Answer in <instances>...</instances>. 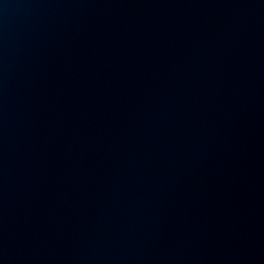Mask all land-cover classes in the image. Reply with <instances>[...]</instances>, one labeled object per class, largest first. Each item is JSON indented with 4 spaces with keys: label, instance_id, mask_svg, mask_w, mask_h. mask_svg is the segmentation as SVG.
Masks as SVG:
<instances>
[{
    "label": "water",
    "instance_id": "1",
    "mask_svg": "<svg viewBox=\"0 0 264 264\" xmlns=\"http://www.w3.org/2000/svg\"><path fill=\"white\" fill-rule=\"evenodd\" d=\"M0 264H264V0H0Z\"/></svg>",
    "mask_w": 264,
    "mask_h": 264
}]
</instances>
